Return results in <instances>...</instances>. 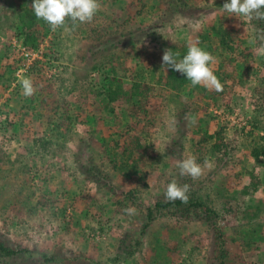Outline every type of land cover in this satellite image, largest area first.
I'll list each match as a JSON object with an SVG mask.
<instances>
[{
    "label": "rangeland",
    "instance_id": "374dc122",
    "mask_svg": "<svg viewBox=\"0 0 264 264\" xmlns=\"http://www.w3.org/2000/svg\"><path fill=\"white\" fill-rule=\"evenodd\" d=\"M225 2L184 0L169 12L165 0H99L92 21L67 19V32L32 15L41 34L29 45L21 16L33 12V0H0V235L31 251L7 264L111 263L129 236L143 243L119 264H217L214 232L197 215L172 208L141 236L172 180L217 212L232 255L227 264H264V158L252 154L264 146V33L255 18L222 11ZM189 44L215 58L223 90L161 88L156 120L143 133L148 152L135 170L116 146L129 121L113 110L109 85L116 77L126 87L163 86L164 49L178 53ZM226 58L234 79L225 77ZM25 78L36 89L30 97L22 95ZM188 113L195 124L180 123ZM219 130L232 148L227 158L213 151L215 140L197 149ZM187 157L212 167L197 179L181 175L177 162ZM93 164L109 184L87 173ZM257 165L258 191L244 195Z\"/></svg>",
    "mask_w": 264,
    "mask_h": 264
},
{
    "label": "trees",
    "instance_id": "16d2710c",
    "mask_svg": "<svg viewBox=\"0 0 264 264\" xmlns=\"http://www.w3.org/2000/svg\"><path fill=\"white\" fill-rule=\"evenodd\" d=\"M165 2H167L166 4L168 5L169 12H174V6H176L177 9L183 8L182 4L184 0H165ZM32 15L34 16V13L32 11H27L21 16L24 42L29 45L36 43L41 34L39 25L35 21V18L32 17ZM165 16L167 17V15ZM254 25L256 30L264 33V20L255 19ZM221 44L225 47L227 46L228 50H232V47H229V43L223 38H221ZM186 51L187 50L178 52V59L186 55ZM225 60L227 61L228 68L230 69L229 72L225 73V77L234 79L232 75V71H234L231 63L232 59L226 58ZM161 84H163V86L160 85L161 87H159L140 81H135L132 85L126 87L121 83L119 79L114 77L112 78V82L109 85L110 88L108 89V97L116 107L113 108V110H115V112H118V109L124 110L122 115L129 121L127 130L122 134V143L121 141H116V146L126 157L127 164L135 170H138L139 163L144 160V157L148 152V145L147 143H145L143 133L148 130V127L154 125L156 117L154 116L152 106L154 105V102L158 100V94L160 93L161 88L167 86L170 88L172 87L175 89H182L187 85H191V82L187 80V77L185 75L171 68H167L166 74L161 78ZM179 120L180 123L186 121L184 117H179ZM117 122H119L120 124L122 123L121 119H119L118 117ZM211 140H215V143L212 145L213 151L223 152L225 156L224 158H227V156H229V154L231 153L232 148L225 142L223 130L215 131V133H211L209 135H204L201 139L202 143H198L197 149L201 151L202 148H205V144H207ZM173 150L175 149H172V147H170V153L174 154L175 151ZM252 154L257 162H259L261 158H264V146H262L260 149L256 148ZM97 169L98 167L93 164L88 167L87 173L93 174L97 178H99V180L101 179V181H106V183H108L107 178L97 172ZM259 170L260 167L258 165L255 166V172L252 173L249 180L250 183L245 187V190L243 191L244 195L250 193L252 194L255 191H258L261 180L260 177L256 174V171L259 172ZM95 180L99 181L98 179ZM172 208L176 209V211L179 212L182 211L185 216L197 215L202 219L204 218L203 220H205L209 224L215 235L213 251L215 253L214 257L217 261V264H227L229 262V259L232 255H230V251L227 246L225 232L218 225V214L197 197H188L186 203L181 202L179 199L175 201L164 199L156 202L154 207L149 208L148 222L143 226L141 236L146 234L147 230L152 226L153 222L156 219V216L159 213L170 211ZM142 243L143 242L140 237L135 238L129 236L123 238L120 241V245L116 253L113 257L110 258L111 263L99 262L97 264H119L129 257L133 256L141 247ZM27 253H31L28 248L10 245L7 239H4L0 235V264H7L8 259H12L20 255L22 256ZM44 258L47 262H54L57 260L55 254L48 255L47 253H44Z\"/></svg>",
    "mask_w": 264,
    "mask_h": 264
},
{
    "label": "clouds",
    "instance_id": "9594fccd",
    "mask_svg": "<svg viewBox=\"0 0 264 264\" xmlns=\"http://www.w3.org/2000/svg\"><path fill=\"white\" fill-rule=\"evenodd\" d=\"M31 8L35 17L47 22L53 31L64 27L67 32L70 30L66 26L67 19H70L73 25L77 22L81 24L91 22L99 10L100 4L99 0H33ZM220 9L238 17L264 20V0H226ZM178 57L179 53H174L171 49H164L162 66L185 75L187 80L191 82L192 87L200 85L209 88V90L214 89L217 92L223 90L222 84L211 68V65L215 62V58L211 53L199 46L189 44L186 55L180 59ZM21 85L22 95L24 96L30 97L36 91L30 78L23 79ZM185 120L190 121L192 124L196 123L195 118L190 113L185 115ZM177 167L181 175L197 179L203 174V168H211L212 165L208 160H205L204 165L201 166L195 157H187L179 160ZM189 190L190 185L184 184L181 186L176 180H172L167 185L165 199L169 201L179 199L181 202L186 203ZM124 212L132 215L135 213V209L127 207Z\"/></svg>",
    "mask_w": 264,
    "mask_h": 264
}]
</instances>
